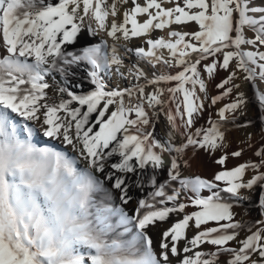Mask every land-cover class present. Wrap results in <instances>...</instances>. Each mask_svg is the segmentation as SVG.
Instances as JSON below:
<instances>
[{"label":"bare ground","instance_id":"obj_1","mask_svg":"<svg viewBox=\"0 0 264 264\" xmlns=\"http://www.w3.org/2000/svg\"><path fill=\"white\" fill-rule=\"evenodd\" d=\"M59 1L0 0V264H103L84 217L94 207L92 220L105 219L109 208L101 203L114 197L109 182L115 180L127 183L121 193L129 197V207L158 206L159 201L170 206L171 216L147 222L146 230H175L178 223L183 238L188 225L209 231L220 224L219 244L214 239L208 244L211 254L245 238L230 225L248 215L242 212L249 200L244 183L255 163H246L245 145L257 134L249 129L240 135L232 101L219 100L214 77L222 62L201 56L190 63L188 77L174 80L180 68L175 63L184 65L180 51L189 40L186 10L184 18L172 21L148 17L152 11L146 1L122 0L123 7L113 11L118 27L107 20L111 9L102 0H72L65 12L81 16L83 11L109 38L96 35L95 62L86 70L74 46L83 49L87 38H94L82 28L73 36L83 41L69 43L71 25L54 34L64 25L55 19L53 4ZM109 43L116 54L124 48L141 70L123 84L126 69H114L113 60L111 94L120 96L119 106L95 83L98 50ZM200 67L202 75L192 76ZM86 82L87 90L78 93L75 85ZM136 97L144 99L140 106L127 105ZM259 117L263 125L262 110ZM103 176L107 185L99 179ZM259 185L262 193L264 179ZM107 188L109 194H103ZM183 243L162 262L184 261ZM241 251L237 263L250 264V254Z\"/></svg>","mask_w":264,"mask_h":264},{"label":"rangeland","instance_id":"obj_2","mask_svg":"<svg viewBox=\"0 0 264 264\" xmlns=\"http://www.w3.org/2000/svg\"><path fill=\"white\" fill-rule=\"evenodd\" d=\"M145 1L150 5L152 11L148 17L167 16L174 21L186 16V19L191 22L189 32L187 31L189 40L185 44L184 50L180 51V56L183 57L184 54L185 57L182 61L184 67L177 62L175 63L180 68L178 73L174 75V80L188 77L192 72L190 63L197 61L201 56L203 58L211 56L210 58L219 61L218 63L222 62L220 71H216L214 77V84L220 91L217 94L219 100L221 102L232 101L233 109L236 110L235 112L233 110V114H235L233 116L234 127L240 135L249 129L257 134L245 145L246 163H255L254 169L247 173V180L245 179L246 182L244 183V186L248 188L249 200H245L242 212L248 215L230 225L233 224L231 230L234 232H245V238H243L244 240H237L234 246L228 250L219 247L221 251L211 254L208 244L213 239L214 243L219 244L222 236L220 224L211 225L209 229H212L209 231L196 230L195 227L192 226L191 228V225H188L190 230L187 228L185 238L180 237L181 225L178 223H176L177 228L171 229V232L160 228L146 230L144 226L147 222L155 223L157 220L171 216L170 206L159 201L158 206L142 204L138 207L134 205L129 207L125 205V201L129 200V197L123 196L121 193L122 189L126 188L127 183L123 180H115L109 182V189L114 197L109 196L105 203H101L105 206L107 204L109 208L105 213V219L99 224L92 220V213L96 211L94 207H90L84 217L90 222L88 234L91 241L95 244L103 264H238V252L241 250L250 254V264H264V217L260 218V209L264 208L262 206L264 189L261 193L259 188V182L264 179V130L262 129L264 122L262 125L259 117L261 110L264 114V0H141V2ZM71 2L72 0H62L55 2L58 4H53L56 8L55 19H62L64 22V25L59 24L60 27L53 31L54 34H62L71 25L67 31L70 37L69 43L80 44L83 39L73 36L75 31L77 32L82 28L88 30L90 36L94 38L93 41H90L91 38H87L88 43L83 46V49H80L78 45L74 46L77 48L74 50V54L78 53L77 60L84 62L86 70H90V65L95 62L92 55L96 50L94 44L96 35L100 40H109V38L104 31H98L95 22H93L94 19L88 18L86 13L83 14V11L81 16L65 12V6ZM102 2L111 9L107 20L114 21L115 25L121 27L118 15H116V11L115 13L113 11L116 8H122L125 2L122 0H102ZM152 7L154 8L152 9ZM50 8L51 5L45 7L41 13L42 17ZM183 11H185V15ZM44 22L48 26L47 28L51 30L48 17L44 19ZM114 39L112 38V40ZM114 41L116 42V40ZM109 44L107 47L101 48L100 51L98 50L100 61L95 83L98 89L108 93L104 96L106 99L114 100V104L119 106L120 96L111 94L116 85L113 83L114 77L111 74L113 60L114 69H126L124 75L120 76V81L123 84H126L133 77L140 76L141 70L133 66L132 60L124 48L118 52V55L112 47L114 45L111 43L109 46ZM81 53L82 55H80ZM203 69V67L198 68V71L195 70L192 76H201ZM128 78L129 80H127ZM82 85H75V90L81 94L87 90L88 83ZM250 88L252 91L249 90ZM143 100L142 97H136L133 103L127 101L128 104L127 102L126 104L138 107ZM225 105L228 107L227 103ZM222 111L224 112V110ZM87 112L88 108L85 109L84 113ZM147 127L146 125L145 128ZM114 129V125L109 127V133L113 136L115 135ZM148 176L151 178L152 174L149 173ZM99 179H102L101 182L103 181L107 185L104 176ZM109 189L107 188L103 194H109ZM100 195L101 193L98 196ZM168 197L167 194L163 198L167 199ZM184 219L182 222L188 220L187 217ZM102 224L105 226L102 227ZM218 225L221 227L218 228ZM181 243L185 244L186 259L172 263L162 262V260H169L173 257L171 255L178 251L177 247ZM197 248L201 249L195 250ZM159 250L164 258H160L158 255ZM162 251L165 253L163 254ZM156 254L157 258H154Z\"/></svg>","mask_w":264,"mask_h":264}]
</instances>
